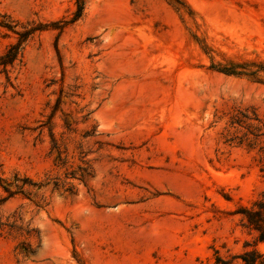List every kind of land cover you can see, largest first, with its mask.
Masks as SVG:
<instances>
[{
  "label": "rangeland",
  "instance_id": "1",
  "mask_svg": "<svg viewBox=\"0 0 264 264\" xmlns=\"http://www.w3.org/2000/svg\"><path fill=\"white\" fill-rule=\"evenodd\" d=\"M75 9L0 0V264H264V0Z\"/></svg>",
  "mask_w": 264,
  "mask_h": 264
},
{
  "label": "trees",
  "instance_id": "2",
  "mask_svg": "<svg viewBox=\"0 0 264 264\" xmlns=\"http://www.w3.org/2000/svg\"><path fill=\"white\" fill-rule=\"evenodd\" d=\"M75 6L76 9L71 19L64 24L73 23L81 16L84 8V0H75ZM5 27L11 29V27ZM41 28L42 26L38 25L21 32H16V41L8 45L5 51L0 54V74H2L7 81L9 80V74L21 63L25 43L33 32ZM240 210L246 225L256 232L257 241L264 242V203H255L252 208H242ZM239 258L243 264H263L261 255L254 249L244 252Z\"/></svg>",
  "mask_w": 264,
  "mask_h": 264
}]
</instances>
